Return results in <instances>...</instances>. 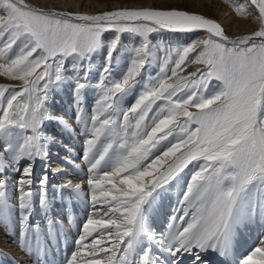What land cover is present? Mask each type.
<instances>
[{
  "label": "snow or ice",
  "instance_id": "obj_1",
  "mask_svg": "<svg viewBox=\"0 0 264 264\" xmlns=\"http://www.w3.org/2000/svg\"><path fill=\"white\" fill-rule=\"evenodd\" d=\"M249 4L259 30L230 38L215 20L171 7L88 14L0 0V76L22 82L0 84V224L12 211L7 153L13 164L28 161L15 169L14 187L24 246L41 251L44 226L31 217L34 197L41 209L50 207L49 177L42 175L34 192L33 161L46 158L55 143L45 125L66 124L47 101L53 86L70 80L78 113L83 90L95 87L99 97L90 117L76 116L83 125L84 180L68 179L57 189L62 200L89 206L64 264H182L186 254L205 264L202 253L229 254L235 227L264 216V0ZM201 30L206 38L174 48L157 49L149 39L160 31ZM108 32L114 33L110 41ZM124 33L139 43L120 78L111 79ZM105 47L100 79L92 85V57ZM156 52L162 53L159 71L130 107L120 108L119 98L136 88ZM191 65L202 67L186 72ZM173 183L182 189L180 207L158 233L152 214ZM46 220L50 234L56 222ZM238 264H264V240Z\"/></svg>",
  "mask_w": 264,
  "mask_h": 264
},
{
  "label": "bare ground",
  "instance_id": "obj_2",
  "mask_svg": "<svg viewBox=\"0 0 264 264\" xmlns=\"http://www.w3.org/2000/svg\"><path fill=\"white\" fill-rule=\"evenodd\" d=\"M25 2L34 7L44 9L88 14H98L104 11L132 7L177 8L200 15H207L210 19L219 23L223 27L225 34L230 38L250 34L259 30L261 26L257 19L258 13L250 6L249 0H25ZM238 8H243L250 14L245 15L238 11ZM104 35L106 41H110L114 33L108 32ZM206 37L207 33L202 30L191 33L160 31L150 34L149 39L151 44L159 49L160 47L174 48L184 46ZM138 43V37H133L127 33L121 34L120 44L117 52L114 53L111 79L120 78L128 66L131 48L138 45ZM106 54L107 47L101 49L92 57V69L88 78V82L92 85H95L100 79ZM154 55L159 58L142 71L139 78L140 83L136 88L119 98L120 108L126 109L130 107L142 90V85L159 71L162 53L156 52ZM70 66L69 62L66 64V69ZM198 67L202 66L191 65L186 69V72L194 71ZM67 75L71 77V73H67ZM21 83L18 80L0 76V84L19 86ZM215 83L213 81L210 84L209 90L214 89ZM71 94L72 83L70 80L53 86L47 101V107L52 114L63 117L66 124L61 126L55 121H49L45 125L44 131L46 135L54 137L55 143L48 145L46 158L33 161V191L36 192L38 190L40 177L47 173L49 177L48 195L51 200L48 209H41L37 202L38 197H34V212L31 217V223H38L44 226V231L40 236L41 251L39 252L35 250V247L26 250L24 246L25 237L22 235L20 225L18 193L14 187V182L20 175V172L15 169L19 168L22 170L28 161L20 160L18 164H13L8 154H5L8 168L4 174L9 180L8 194L12 204V211L7 223L0 224V264H64L65 257L74 249V242L79 234L81 224L88 215L89 206L82 200H62L57 189L58 186L64 184L68 179L78 182H83L84 180L87 165L82 160L83 125L76 120V116L79 114L87 119L93 114L99 91L95 87H89L82 91L80 97L82 104L79 113L74 102H68V96L70 95L71 98ZM62 100L70 103L71 106H68L70 110H61L63 112L60 113L56 106ZM81 138L82 142L79 143ZM75 146L78 147V151L75 150ZM189 167L191 168V165ZM181 190L180 187H176L173 183L172 186H169V191L163 193L159 198V203L152 214L153 227L158 233L167 231L168 217L180 207L178 201ZM85 191H87V186H85ZM66 195L67 193H65ZM46 216L56 222L50 234L46 229ZM263 239L264 216L257 213L235 227L231 237L229 254L221 255L217 251H209L202 253V260L205 264H238V261L243 256L249 254L255 247H259L260 241ZM153 252L157 255L159 254L155 248H153ZM182 264H193V257L187 254L184 255Z\"/></svg>",
  "mask_w": 264,
  "mask_h": 264
},
{
  "label": "rangeland",
  "instance_id": "obj_3",
  "mask_svg": "<svg viewBox=\"0 0 264 264\" xmlns=\"http://www.w3.org/2000/svg\"><path fill=\"white\" fill-rule=\"evenodd\" d=\"M203 16H205L206 18H209L207 15H203ZM72 98V99H71ZM71 98H70V95L68 96V102H73V94H71ZM72 100V101H71ZM65 103V104H64ZM71 106V104L70 103H67L65 100H62V101H60V103H57V109L58 110H60L59 112L60 113H62L63 111H66V110H70V107H68V106ZM67 107V108H66ZM61 110H63V111H61ZM80 134H81V132H80ZM80 142H82V138L80 139V141H79V143ZM75 150H77L78 151V147H76L75 146ZM6 154V153H5ZM264 240V239H263Z\"/></svg>",
  "mask_w": 264,
  "mask_h": 264
}]
</instances>
